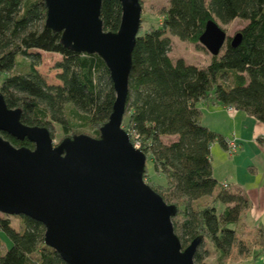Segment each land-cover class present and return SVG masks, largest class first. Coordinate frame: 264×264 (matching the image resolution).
I'll return each mask as SVG.
<instances>
[{"label": "trees", "instance_id": "trees-1", "mask_svg": "<svg viewBox=\"0 0 264 264\" xmlns=\"http://www.w3.org/2000/svg\"><path fill=\"white\" fill-rule=\"evenodd\" d=\"M161 14L156 26L144 29L140 24L122 127L151 160L153 177L145 165L144 181L176 206L171 221L182 247L202 237L194 263L203 264L209 253L203 244L208 242L216 253L214 264H227L250 253L247 242L229 226L247 198L240 191H226L214 178L210 148L217 142L226 149V138L201 123L197 104L216 101L264 125V0H167ZM45 17L44 0H0V93L8 108L20 109L24 125L45 127L51 136L58 126L62 137L88 130L98 138L115 100L109 71L98 55L66 48L61 34L45 27ZM120 18L119 2L104 0L103 29L116 32ZM215 18L224 24L246 21L237 47L228 38L222 53L200 66L169 57V35L199 45L206 23ZM41 53L59 56L54 83L38 71ZM0 135L15 147L33 148L27 139ZM206 196L210 199L201 202ZM217 203L224 205L220 212ZM44 230L28 217L0 214V232L10 240L4 252L0 245V264H65L44 244ZM257 241L264 250L261 229Z\"/></svg>", "mask_w": 264, "mask_h": 264}, {"label": "water", "instance_id": "water-1", "mask_svg": "<svg viewBox=\"0 0 264 264\" xmlns=\"http://www.w3.org/2000/svg\"><path fill=\"white\" fill-rule=\"evenodd\" d=\"M104 0H44L45 27L61 34L66 48L98 55L115 92L99 137L86 134L53 141L45 127L20 122V109L0 93V133L27 139L15 147L0 135V214L25 216L44 227V244L65 264H195L202 237L182 247L174 233L177 208L143 179L146 156L122 127L132 52L141 24L139 0H117L116 32L100 19ZM240 32L230 41L237 47ZM226 40L209 20L199 44L217 55Z\"/></svg>", "mask_w": 264, "mask_h": 264}, {"label": "rangeland", "instance_id": "rangeland-1", "mask_svg": "<svg viewBox=\"0 0 264 264\" xmlns=\"http://www.w3.org/2000/svg\"><path fill=\"white\" fill-rule=\"evenodd\" d=\"M210 0H204L205 4H209ZM141 5V25L146 29L148 25H157L161 20V13L167 6V0H140ZM215 23L222 29L226 35V40L232 38L236 33L245 26L246 21L235 19L231 22L224 24L215 18ZM171 39V48L169 57L174 61L181 57L188 64L193 65H206L209 62L211 54L200 44L194 45L185 41L179 40L176 36L169 35ZM225 40V41H226ZM225 43V42H224ZM224 45V44H223ZM203 47V48H202ZM223 51L221 47L219 53ZM59 59L58 55L41 53V63L38 71L45 77L48 83L55 82L54 63ZM4 75L0 74V82ZM57 82V81H56ZM69 106L66 112L69 113ZM250 117V116H248ZM252 121L262 124L258 120L250 117ZM53 141L59 142L62 137L58 126H54L52 131ZM79 133L86 134L88 130H78ZM74 135V134H73ZM66 137V136H65ZM232 138V137H231ZM229 138V139H231ZM172 138H166L165 141L169 142ZM227 139V138H226ZM243 145L236 150L234 154H228L217 142L211 145V165L213 176L217 183L230 193H237L240 191L244 193L247 198V206L241 211L238 220L230 224V228L236 231V236L245 240L250 247L249 256L233 257L227 264H264V250H261L257 234L261 229L264 233V146L261 147L258 142H243ZM214 147V149H213ZM146 168L148 173L152 175V163L148 158L146 160ZM210 196L204 197L201 202L208 201ZM224 205L221 203L216 204V209L220 212ZM17 221L13 219L12 225ZM0 245L2 252L10 246V240L4 232H0ZM209 253L205 258L203 264H214L216 253L213 247L206 242L203 244ZM235 254H233L234 256Z\"/></svg>", "mask_w": 264, "mask_h": 264}, {"label": "crops", "instance_id": "crops-1", "mask_svg": "<svg viewBox=\"0 0 264 264\" xmlns=\"http://www.w3.org/2000/svg\"><path fill=\"white\" fill-rule=\"evenodd\" d=\"M197 106L201 111V123L224 138H234L238 144V149L243 145V142L255 141L261 147L264 146V125L252 121L244 112L234 108L230 112L227 110L228 107L210 100L201 101ZM171 138L174 139V137Z\"/></svg>", "mask_w": 264, "mask_h": 264}, {"label": "built area", "instance_id": "built-area-1", "mask_svg": "<svg viewBox=\"0 0 264 264\" xmlns=\"http://www.w3.org/2000/svg\"><path fill=\"white\" fill-rule=\"evenodd\" d=\"M228 111H232L233 108L232 107H228L227 108ZM226 149L225 151L228 153V154H234L236 152V150L238 149V144L236 143V140L234 138L232 139H226ZM136 148H138V145H134ZM222 187H226V184H222Z\"/></svg>", "mask_w": 264, "mask_h": 264}]
</instances>
